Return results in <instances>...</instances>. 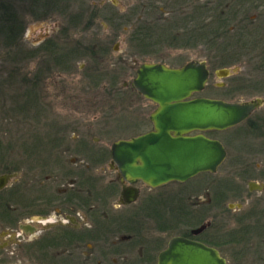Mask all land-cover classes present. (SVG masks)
I'll return each mask as SVG.
<instances>
[{
  "label": "rangeland",
  "instance_id": "1",
  "mask_svg": "<svg viewBox=\"0 0 264 264\" xmlns=\"http://www.w3.org/2000/svg\"><path fill=\"white\" fill-rule=\"evenodd\" d=\"M183 3L181 0H94L93 6H65L64 3V6H60V13L42 21L26 15L25 31L18 43L20 48L36 49L47 40H52L58 42L57 46L62 48L60 51L75 49L77 53L70 58L69 70L52 69L36 83L33 75L43 73L39 67L40 61L45 59L44 52L41 51L35 58L24 59L18 50L13 63L6 61L3 64L0 61V179L4 188L16 184L24 173L33 178L31 174L36 171L30 173L26 170L31 168V164L37 167L40 177L36 176L41 180H48L54 174L63 172L57 170L56 162L77 172L75 169L79 166L73 167L70 160L74 159L76 164L82 160L73 150L81 141L86 146V173L104 181L115 177V173L108 170L110 159L104 153L118 140H129L152 130L149 116L156 106L132 86L136 70L142 64L177 66L188 61H199L209 66V63L215 62L218 63L216 69L225 68L230 76L219 78L213 71L215 68L210 67L212 71L203 91L193 94V97L238 102L246 100V94L250 97L257 95V91L252 88L247 90L249 87L241 88V84L249 72L254 79L257 78L253 69L260 66V59L254 54L264 48V0H195L187 2L188 7ZM140 6H184L181 10L189 13L188 18L198 11L200 20L187 21L184 25L190 28L217 27L215 18L227 13V18L224 16L222 20L225 21V29L218 30L216 36L197 40V48L179 46V42L172 44L168 41L176 34L173 28L178 26L173 14L166 8L164 12L159 9L143 11ZM237 6L247 7L242 15L249 29L257 25L255 30L247 33V44H244L245 32L238 24L239 16L234 18ZM253 6H259V10ZM257 12L263 13L261 26L259 20L253 17ZM236 14L239 15V11ZM184 18L185 15L181 16V24H184ZM88 20L93 23H88ZM145 26L154 29L149 44L156 43L148 49L133 43L138 27ZM221 32H225V36L220 35ZM253 39H257V46L253 47L250 54L253 55L249 56L247 51L250 43L252 46L255 44ZM241 131L242 127L237 126L214 136L228 145L230 153L225 165L211 177L214 180L222 179L226 165L233 161L235 149L240 145L238 136ZM58 147L70 150L61 154L60 150H55ZM99 148L104 152L97 151ZM59 151L62 159L58 161L56 157ZM98 154L102 157H98ZM16 168L24 170L17 174ZM196 180L185 184L169 183L151 190L140 186L141 196L149 198L146 213L151 218V226H159L164 213L173 219L179 208V221L183 223L173 225L176 229L172 233L190 232L198 227L193 224V217L189 213H182L185 206L189 207L186 203L193 204L197 196L201 200L205 198V190L191 195ZM177 195L184 199L178 200ZM161 197H166V200H159ZM106 202L112 212L133 210V207H119V203L113 199ZM235 227L238 225L228 223L225 231ZM5 232L0 230V246L6 240ZM162 237L165 242L168 240V236ZM239 243L241 245L243 242ZM227 257L233 264L236 257L232 253ZM14 263L21 264L17 261L7 264ZM242 264H254L252 256L247 254Z\"/></svg>",
  "mask_w": 264,
  "mask_h": 264
},
{
  "label": "flooded vegetation",
  "instance_id": "2",
  "mask_svg": "<svg viewBox=\"0 0 264 264\" xmlns=\"http://www.w3.org/2000/svg\"><path fill=\"white\" fill-rule=\"evenodd\" d=\"M181 1H184L185 6L188 5L187 2H195V0ZM140 7L143 11L159 9L164 12L165 8L169 10L178 23V26L173 28L176 32L174 35L176 40L172 41V44L179 42V46L197 48L195 34L197 28L184 25L187 21H198V11L195 17L188 18L189 13L181 10L184 6ZM253 7L259 10V6ZM208 8L211 9V7ZM245 8L247 7L237 6L239 15L236 14L237 11L234 18L239 16L238 24L245 32L244 36L247 37V33L255 30L257 25L254 24V27L250 29L246 26L245 17L242 15ZM183 15L186 18H184V24H181ZM221 15L227 16V13ZM253 17L259 20L261 26L263 13L257 12ZM145 27L150 28V26ZM133 43L138 42L135 40ZM142 48H151V44ZM252 49L251 46L247 51L249 56L253 55H250ZM256 53L258 54L254 55L260 59V66L253 69L257 78L254 79L250 72L247 73L241 88L249 87L247 90L253 89L257 91V95L250 97L246 94L247 99L238 102L212 99L226 103L256 102L257 104L244 121L231 127L240 126L242 131L238 136L240 145L235 149L237 152H234L233 161L226 165L224 177L217 180L211 178L225 165L230 155L228 145L226 146L214 136L231 128L201 133L210 140L220 142L226 153L225 160L215 172H202L185 182H172L185 184L198 178L192 185L194 188L191 195L205 190L204 199L201 200L197 196V201L193 204L186 203L189 207L185 206L182 212L185 215L189 213L193 217V224L198 227L190 232L172 233L176 229L172 227L173 225L179 226L183 223L179 221L181 219L179 208L173 219L166 217L164 213L162 219L160 218V225L151 226L152 221L146 209L150 204V202L147 203L149 198L141 196L140 186L150 190L156 188H150L142 181L133 184L125 181L117 165L112 161L110 150L104 154L107 153L110 159L108 170L110 173H115V177L104 181L96 177V174H94L95 177L91 173L87 174L88 166L84 162L86 146L81 141L79 145L74 146L73 150L77 151L76 156L82 160H79L78 164L74 163V159L70 160V165L79 166L75 169L77 171L75 173L68 170L66 165L56 162L57 170L61 169L63 172L54 174L53 178L48 180L46 178L41 180L37 177H40L37 167L31 164V168L28 167L26 170L30 173L36 171L35 174H31L33 178L30 174L24 173L22 179L20 178L16 184L7 188H4L3 181H0L2 184L0 230H6L3 233V235L6 234V240L0 246V262L2 264L16 261L21 264H158L159 256L169 248L170 241L173 238H182L216 251L225 264H230L227 254L231 253L236 257L232 261L233 264H242L247 254L252 256L254 264H264V48ZM190 62L199 61H188L177 66L158 64L179 69ZM201 63L206 66L209 75L211 68H215L213 71L219 78L230 76L228 73L227 76L221 77L220 73L226 69L221 67L216 69L218 63H209L211 66ZM259 80L262 81L257 82ZM191 98L197 97L192 95ZM196 134L198 133L190 135ZM59 148L55 150H60L61 154L70 150L64 147ZM60 151L59 156L56 157L58 161L62 159ZM97 151L104 152L101 148ZM98 157L101 158L102 155L98 154ZM22 170L24 169H17V174ZM132 189L137 191V198L134 202L126 204L122 193ZM177 197L178 200L184 199L182 196L177 195ZM112 199L119 203V207H133V210L112 212L106 202ZM159 200H166V197H161ZM100 201L105 204H100ZM231 222L238 227L225 231L226 226ZM162 236H168V240L165 242ZM239 241L243 243L240 245Z\"/></svg>",
  "mask_w": 264,
  "mask_h": 264
},
{
  "label": "water",
  "instance_id": "3",
  "mask_svg": "<svg viewBox=\"0 0 264 264\" xmlns=\"http://www.w3.org/2000/svg\"><path fill=\"white\" fill-rule=\"evenodd\" d=\"M228 73L224 70L220 74L225 77ZM208 78L209 72L201 62H190L179 69L158 63L138 67L132 85L156 109L149 116L150 132L111 145L112 161L125 181H142L150 188H158L171 182H185L202 172L213 173L223 163L226 153L221 143L201 133L238 125L257 104L191 98L203 91ZM122 195L124 203L129 204L136 200L137 191L128 190ZM158 264L225 263L216 251L173 238L159 256Z\"/></svg>",
  "mask_w": 264,
  "mask_h": 264
},
{
  "label": "trees",
  "instance_id": "4",
  "mask_svg": "<svg viewBox=\"0 0 264 264\" xmlns=\"http://www.w3.org/2000/svg\"><path fill=\"white\" fill-rule=\"evenodd\" d=\"M93 1L94 0H0V61L3 62V64H6V61L8 63H13L16 55L18 56L19 51L24 59L35 58L41 51L44 52L46 56L44 57L45 59L40 61L41 65L39 67L40 71L43 73L37 72V75L36 73L33 75L35 83L41 77H45L46 73L52 69L59 71L69 70L70 66H68V64L70 58L77 53V50L75 49L60 51L62 48L57 46L56 43L58 42L52 40H47L42 43L40 48L36 49L29 50L18 46L25 31L27 23L26 15L32 16L33 20L42 21L52 17L55 13H58L60 11V6H64V3L65 6H93ZM86 2L88 4H86ZM92 8L96 10L95 7ZM65 9L67 12V8ZM225 17L227 18V16ZM225 17L218 15V17L215 18L214 24H218L217 27H212L210 25L209 27L201 26L200 28H197L195 32L197 40L201 38L208 39L209 36L214 34V36L218 35V30L222 31L225 29V25H223L225 21H222ZM90 19L92 20V18ZM198 19L200 20V18ZM91 20H88V23H93ZM152 31H154V29L152 28L151 30V27H139L133 36V41L136 40L138 42L137 44L140 45V48L145 45H150L149 39ZM220 35L225 36V32H221ZM248 39L249 37L247 36L244 44H247ZM175 40L176 38L173 35L168 41L172 43V41ZM252 41H255V44L252 46L250 43L249 45L255 47L257 39H253ZM155 44L156 43H151V46H154Z\"/></svg>",
  "mask_w": 264,
  "mask_h": 264
}]
</instances>
